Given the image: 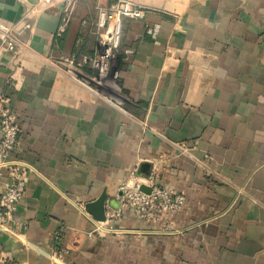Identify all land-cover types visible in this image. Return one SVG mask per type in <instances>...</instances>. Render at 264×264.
Here are the masks:
<instances>
[{
  "label": "crops",
  "instance_id": "0c3cea01",
  "mask_svg": "<svg viewBox=\"0 0 264 264\" xmlns=\"http://www.w3.org/2000/svg\"><path fill=\"white\" fill-rule=\"evenodd\" d=\"M113 1L0 0L18 41L10 52L0 35V100L26 171L15 213H0V264H264V0H133L148 12L121 23L123 111L64 66L97 54L95 7ZM144 165L183 208L148 223L125 210L108 230L88 203L105 192L115 207Z\"/></svg>",
  "mask_w": 264,
  "mask_h": 264
},
{
  "label": "built area",
  "instance_id": "2783aa9c",
  "mask_svg": "<svg viewBox=\"0 0 264 264\" xmlns=\"http://www.w3.org/2000/svg\"><path fill=\"white\" fill-rule=\"evenodd\" d=\"M38 2L51 4L52 0H38ZM95 9L96 27L102 33L98 41L97 54L92 58L84 57L79 62L72 58L64 66L67 67V72L74 82L100 97L105 103L123 111L125 98L118 94L119 89L115 82L118 72L113 70L115 50L119 46L121 23L125 18L142 19L148 9L133 0H114L107 5L98 4ZM64 24L59 28L60 33L65 30ZM158 30V25L149 26L146 33L151 39H155ZM0 35L4 41L5 49L10 52L14 51L18 46L14 28L0 24ZM86 63H90L91 73L84 70L83 65ZM107 82L117 94L108 95L105 93ZM5 102L6 100L3 98L0 100V179L5 178V173H7V178L3 181L4 192L0 195V213L12 217L25 194L26 171L22 163L11 160V155L20 138L21 128L15 113L6 107ZM137 171L138 169L135 167L129 176L120 183L115 198L116 206L106 205L105 207L106 219L100 224L109 225L108 230L113 229L112 223L120 218L125 210L131 211L142 222L148 223L162 222L167 212L180 210L184 206L185 196L182 193L161 185L155 173H148L144 177ZM141 186L147 187L149 192L142 191ZM66 252L63 251L61 254Z\"/></svg>",
  "mask_w": 264,
  "mask_h": 264
},
{
  "label": "water",
  "instance_id": "95a60500",
  "mask_svg": "<svg viewBox=\"0 0 264 264\" xmlns=\"http://www.w3.org/2000/svg\"><path fill=\"white\" fill-rule=\"evenodd\" d=\"M142 176L148 175V166L144 165L141 167L140 171ZM142 191L149 192V189L145 186L140 187ZM107 199V195L105 192L95 201L88 203L86 209L93 216V218L97 221L104 222L105 221V202Z\"/></svg>",
  "mask_w": 264,
  "mask_h": 264
}]
</instances>
